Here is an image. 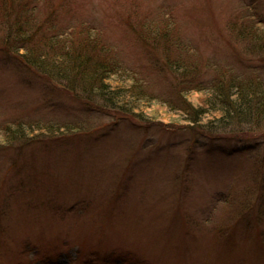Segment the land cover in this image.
<instances>
[{
    "label": "rangeland",
    "instance_id": "374dc122",
    "mask_svg": "<svg viewBox=\"0 0 264 264\" xmlns=\"http://www.w3.org/2000/svg\"><path fill=\"white\" fill-rule=\"evenodd\" d=\"M260 19L264 0H0V264H264V121L211 132L185 111L264 81ZM89 35L117 107L24 63ZM40 124L62 131L3 136Z\"/></svg>",
    "mask_w": 264,
    "mask_h": 264
},
{
    "label": "trees",
    "instance_id": "16d2710c",
    "mask_svg": "<svg viewBox=\"0 0 264 264\" xmlns=\"http://www.w3.org/2000/svg\"><path fill=\"white\" fill-rule=\"evenodd\" d=\"M9 12L11 13L10 10ZM9 12H7V14L4 11V14L9 16ZM259 21L262 25L264 24V19H260ZM28 23L29 22L27 21H17L15 30L19 31V33L23 36L22 38H26L24 41L27 40L28 42H31L34 37L37 36V31H30V34L29 32L26 33L24 25ZM251 35V37H255L254 33ZM256 36L258 39L262 36L261 40L264 41V31H259ZM88 38L91 39V41H87L85 44L86 47H83L86 49L89 46H92L91 48L93 52L97 50V52H95L98 54L96 57H89V55L87 56V50L81 46H79V49H75V44L68 46L63 45L61 47H55L56 45H54V47H52L54 54L50 57L54 56L56 63H52V61L49 62L45 55H37V52H34V50L30 52L32 54L24 55V63L26 66H30L35 70H38V66H36V64L39 65V68L43 67L41 69H43L45 74H51L52 71H59L64 75L65 79H68L72 73H76L81 76L84 81L90 82L92 84V88L96 87L99 93L105 98L109 92L114 93L115 96L112 97V99L109 97L106 99L112 103L110 105L115 106L118 103L116 99L124 97L121 94L127 89L124 87L125 85H119L117 87H113V85H111V75L115 74L117 69H115L113 64L110 65L106 59H103L102 51L96 47L99 44V41H92L93 38L90 35ZM100 48L104 52L105 47ZM173 64L178 69L183 68L186 71L189 70V66H187V64L182 59H177ZM53 80L60 83L61 85H65L57 79ZM223 80L224 79H222V81L216 82L217 84L211 90L213 94L206 102L207 107H193L191 105L190 109H185V111L192 116L189 121L196 124L197 127L211 132H214L217 129L231 127L235 123L245 124L264 121V81L261 79H247L240 76H232L228 82ZM65 87L72 92L74 91L73 88H70L66 85ZM132 91L144 94V90L137 89L136 85L132 86ZM121 107L122 106H119V108ZM206 119L211 120H208L206 123H204ZM213 120H215V123H212ZM202 122L204 124H201ZM60 130L62 131L61 128L51 124H40L30 127H24L23 125H20L15 128L10 127V125H5L2 131L4 132L3 136L5 137L6 141L11 142L15 139L28 137L32 133L38 131H46L48 134H54Z\"/></svg>",
    "mask_w": 264,
    "mask_h": 264
}]
</instances>
